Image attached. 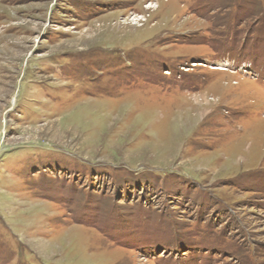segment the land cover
<instances>
[{"label": "rangeland", "instance_id": "374dc122", "mask_svg": "<svg viewBox=\"0 0 264 264\" xmlns=\"http://www.w3.org/2000/svg\"><path fill=\"white\" fill-rule=\"evenodd\" d=\"M0 264H264V0H0Z\"/></svg>", "mask_w": 264, "mask_h": 264}]
</instances>
